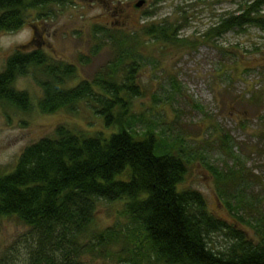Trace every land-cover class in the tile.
I'll return each instance as SVG.
<instances>
[{"label": "trees", "instance_id": "trees-1", "mask_svg": "<svg viewBox=\"0 0 264 264\" xmlns=\"http://www.w3.org/2000/svg\"><path fill=\"white\" fill-rule=\"evenodd\" d=\"M66 1L0 0V32L20 30L30 13L36 20L48 17L51 7ZM100 3L110 4L112 14L125 10L124 0ZM235 6L218 17L204 40L248 27L264 31V0H239ZM144 16L131 29L115 18L94 27L98 45L92 53L104 46L111 57L90 80L74 82L77 67L41 50L35 31L28 45L7 58L0 72L1 104L48 115L74 114L85 103L104 131L88 134L59 125L52 137L27 146L12 171L0 172V220L14 217L29 229L25 264H264V214L246 199L242 169L226 172L207 165L231 220L217 217L200 192L180 187L189 164L199 157L197 149L191 152L180 136L169 140L145 111L135 109L144 95L137 79L149 62L146 50L196 44L179 38L178 26ZM25 77L41 90L36 101L15 88ZM230 185L235 193L226 190ZM101 202L122 205L117 223L103 229L95 226ZM247 209L254 211L248 220L241 214ZM217 234L226 239L225 246H216Z\"/></svg>", "mask_w": 264, "mask_h": 264}, {"label": "rangeland", "instance_id": "rangeland-1", "mask_svg": "<svg viewBox=\"0 0 264 264\" xmlns=\"http://www.w3.org/2000/svg\"><path fill=\"white\" fill-rule=\"evenodd\" d=\"M137 1L124 0L120 15L112 14L110 4L100 0H67L38 20L30 13L20 30L0 32V72L14 50L32 41L34 31L41 50L77 67L74 82H78L90 80L111 57L104 46L92 53L98 45L94 27L112 24L115 18L118 25L131 29L145 13L152 16L148 21L165 20L178 26L179 38L195 42V46L152 45L146 50L149 62L137 79L144 95L135 101V109L145 111L169 140L180 136L191 152L197 149L199 157L189 164L180 187L200 192L212 214L231 220L208 164L226 172L242 169L248 185L246 199L264 214V31L248 27L245 32H228L212 41L203 39L218 17L235 9L239 0H145L139 9ZM15 88L26 91L33 101L41 96L30 77L19 78ZM260 92L261 100H257ZM59 125L88 134L104 131L101 120L85 103L74 114L59 111L48 115L36 108L24 114L0 103V172L12 171L27 146L52 137ZM235 188L230 185L226 190L234 192ZM121 208V203H99L95 226L103 229L116 224ZM247 211L241 213L246 220L254 212ZM213 241L218 248L226 244L221 234ZM29 242V229L16 218L0 220V264L3 257L4 264H25ZM86 264L116 263L86 260Z\"/></svg>", "mask_w": 264, "mask_h": 264}, {"label": "water", "instance_id": "water-1", "mask_svg": "<svg viewBox=\"0 0 264 264\" xmlns=\"http://www.w3.org/2000/svg\"><path fill=\"white\" fill-rule=\"evenodd\" d=\"M145 4V0H140L135 4L137 9L141 8Z\"/></svg>", "mask_w": 264, "mask_h": 264}]
</instances>
